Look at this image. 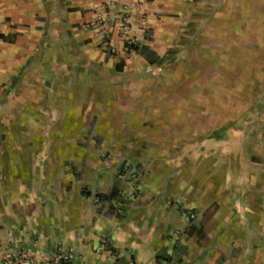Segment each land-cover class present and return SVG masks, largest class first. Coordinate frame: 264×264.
<instances>
[{"label":"crops","instance_id":"0c3cea01","mask_svg":"<svg viewBox=\"0 0 264 264\" xmlns=\"http://www.w3.org/2000/svg\"><path fill=\"white\" fill-rule=\"evenodd\" d=\"M96 1L0 0V264L47 260L58 245L76 253L70 264H264V83L253 104L234 102L228 64L241 56L219 61L226 79L198 103L196 95L186 101L184 88L124 86L133 77L143 85L160 63L193 62L185 49L197 28L193 6L98 0L108 4L115 42L123 6L134 9L141 46L126 56L85 27ZM136 10L148 15L146 30ZM260 52L250 62L260 64ZM139 92L156 134L140 152L117 145L106 157L84 128L100 126L97 111L118 104V94L131 105ZM238 110L252 114L229 117ZM182 205L197 212L190 223Z\"/></svg>","mask_w":264,"mask_h":264},{"label":"rangeland","instance_id":"374dc122","mask_svg":"<svg viewBox=\"0 0 264 264\" xmlns=\"http://www.w3.org/2000/svg\"><path fill=\"white\" fill-rule=\"evenodd\" d=\"M190 3L193 8L191 16H189L192 22L197 23V28L192 31L191 46L189 48L186 46L185 49L191 51L189 55L193 58V62L179 63L176 68L171 62L160 63L157 66H152L147 72L152 76L144 81L143 85L140 79L134 77L126 78L122 83L125 86L128 84L127 81L131 80L134 87H159L166 89L165 92L170 94L173 88H184L186 101H192L191 95H196L198 103L199 97L205 90L210 88L216 90L220 87L221 81L226 79V75L222 73V68L220 69L219 61L243 56L245 57L244 62L240 60L229 61L230 64H228L229 80L233 82L234 86L230 89L231 92L234 91V94L230 93V96L234 95V102L238 100L241 103L243 99L246 106L253 104V99L256 98L254 93L256 83L258 80L262 85L264 83V0H191ZM209 32L211 35L207 38ZM258 49L261 50L258 59L260 64L256 63L257 60L250 62L249 57L254 54L252 51L254 50L256 54ZM213 56L218 57L217 63L213 61ZM233 66L235 69H232ZM252 72H255L254 75L258 78L251 80L248 74ZM237 92L242 94H238L239 98H235ZM168 96L169 94H167ZM117 97L118 104L109 105L108 109L105 106L104 110L97 111L104 117V119L99 120L100 126L84 128L86 135L95 136V150L106 153V157L110 154L109 152L113 151L110 148L117 145L122 146L121 151L123 150V152L127 148L130 151L140 152L146 143V137L156 134L155 130L157 129L156 127H147V122L143 121L146 118L143 116L148 110H146L143 100L140 101V99L147 97L146 95L142 92L136 93L133 98L137 101L131 105L129 102H122L124 98L129 96L118 94ZM156 113L150 112L152 118L157 117ZM172 113V111H168L167 117L172 118ZM176 113L179 114V112ZM196 113L199 119L204 118L206 114L203 110H198ZM242 113L245 116L252 114L251 111L247 110L244 112L239 110L228 111L230 118H237ZM159 114L161 113L158 112ZM180 114L182 118L187 117L189 111H181ZM114 120L118 123L115 126L111 124ZM129 121L136 124L124 125ZM94 122L97 123L98 119H95ZM119 139H122V142L118 143ZM113 140L115 141L113 142ZM113 155L111 153V158H115ZM106 157L104 159H107ZM129 157L131 160L133 159L132 156ZM116 159L121 162L129 161V159L119 157ZM131 160L130 162H132ZM102 167L107 166L102 165ZM182 207L185 206L182 205Z\"/></svg>","mask_w":264,"mask_h":264},{"label":"built area","instance_id":"2783aa9c","mask_svg":"<svg viewBox=\"0 0 264 264\" xmlns=\"http://www.w3.org/2000/svg\"><path fill=\"white\" fill-rule=\"evenodd\" d=\"M108 4L106 2L96 1L94 3V18L85 23L86 28L97 30L102 36V46L108 49L112 54L123 53L126 56H132L137 53L141 46L139 33L133 29V11L134 9L126 4L123 6L122 14L119 16L117 25V35L119 42H115L112 37V32L109 29L106 20V11ZM139 18L138 30H146L149 27L148 15L145 12L136 10ZM2 22V14L0 10V25ZM131 194H135V190H131ZM180 215L186 222H191L197 217V212L194 209L179 207ZM115 254V253H114ZM118 256V254H115ZM77 255L73 250L64 248L63 245H58L50 259L38 260L34 256L27 257L24 264H64L73 262Z\"/></svg>","mask_w":264,"mask_h":264},{"label":"trees","instance_id":"16d2710c","mask_svg":"<svg viewBox=\"0 0 264 264\" xmlns=\"http://www.w3.org/2000/svg\"><path fill=\"white\" fill-rule=\"evenodd\" d=\"M118 195V189L114 188L112 190V192L107 196L108 198H115L116 196ZM99 197H103L102 194H98ZM72 262H69V263H64V264H70Z\"/></svg>","mask_w":264,"mask_h":264}]
</instances>
